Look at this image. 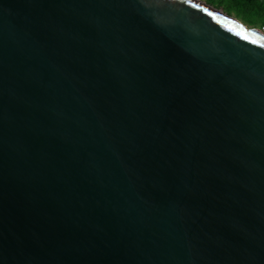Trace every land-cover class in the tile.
<instances>
[{
    "label": "water",
    "instance_id": "water-1",
    "mask_svg": "<svg viewBox=\"0 0 264 264\" xmlns=\"http://www.w3.org/2000/svg\"><path fill=\"white\" fill-rule=\"evenodd\" d=\"M0 264H264V34L205 0H0Z\"/></svg>",
    "mask_w": 264,
    "mask_h": 264
},
{
    "label": "rangeland",
    "instance_id": "rangeland-1",
    "mask_svg": "<svg viewBox=\"0 0 264 264\" xmlns=\"http://www.w3.org/2000/svg\"><path fill=\"white\" fill-rule=\"evenodd\" d=\"M225 13L252 28L264 26V19L257 13L259 8L248 4V0H205Z\"/></svg>",
    "mask_w": 264,
    "mask_h": 264
},
{
    "label": "trees",
    "instance_id": "trees-1",
    "mask_svg": "<svg viewBox=\"0 0 264 264\" xmlns=\"http://www.w3.org/2000/svg\"><path fill=\"white\" fill-rule=\"evenodd\" d=\"M248 4H253L259 8L258 14L264 19V0H248Z\"/></svg>",
    "mask_w": 264,
    "mask_h": 264
},
{
    "label": "built area",
    "instance_id": "built-area-1",
    "mask_svg": "<svg viewBox=\"0 0 264 264\" xmlns=\"http://www.w3.org/2000/svg\"><path fill=\"white\" fill-rule=\"evenodd\" d=\"M258 30H259L262 34H264V26L259 27Z\"/></svg>",
    "mask_w": 264,
    "mask_h": 264
},
{
    "label": "snow or ice",
    "instance_id": "snow-or-ice-1",
    "mask_svg": "<svg viewBox=\"0 0 264 264\" xmlns=\"http://www.w3.org/2000/svg\"><path fill=\"white\" fill-rule=\"evenodd\" d=\"M186 2H189V0H186ZM205 12H207V9H204ZM209 15H213L212 13H208Z\"/></svg>",
    "mask_w": 264,
    "mask_h": 264
}]
</instances>
